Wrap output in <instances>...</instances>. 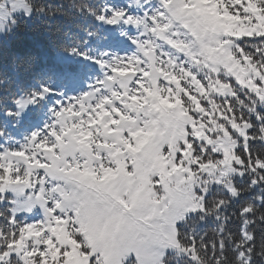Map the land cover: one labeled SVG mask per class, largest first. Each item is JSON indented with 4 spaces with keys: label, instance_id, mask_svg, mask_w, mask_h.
<instances>
[{
    "label": "snow or ice",
    "instance_id": "6c2138e0",
    "mask_svg": "<svg viewBox=\"0 0 264 264\" xmlns=\"http://www.w3.org/2000/svg\"><path fill=\"white\" fill-rule=\"evenodd\" d=\"M0 264H264V0H0Z\"/></svg>",
    "mask_w": 264,
    "mask_h": 264
}]
</instances>
